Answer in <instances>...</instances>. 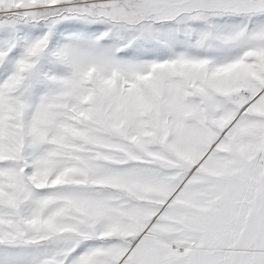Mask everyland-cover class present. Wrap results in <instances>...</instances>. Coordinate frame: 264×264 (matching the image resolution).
<instances>
[{"label": "snow or ice", "instance_id": "6c2138e0", "mask_svg": "<svg viewBox=\"0 0 264 264\" xmlns=\"http://www.w3.org/2000/svg\"><path fill=\"white\" fill-rule=\"evenodd\" d=\"M0 264H264V0H0Z\"/></svg>", "mask_w": 264, "mask_h": 264}]
</instances>
